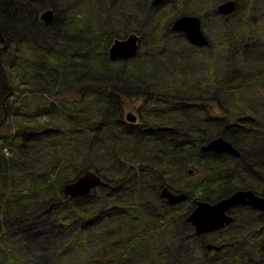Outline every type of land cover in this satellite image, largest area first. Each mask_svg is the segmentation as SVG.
<instances>
[{"label":"trees","instance_id":"trees-1","mask_svg":"<svg viewBox=\"0 0 264 264\" xmlns=\"http://www.w3.org/2000/svg\"><path fill=\"white\" fill-rule=\"evenodd\" d=\"M222 1L0 0V242L7 257L1 264H173L159 229L171 225L174 213L185 222L188 202L169 212L160 205V221L152 210L148 216V204L161 202L144 188L131 191L133 171L142 166L146 179L206 200L222 195L226 170L231 189L250 184L254 177L242 181L238 173L264 161V0H256L255 14L242 8L248 0H238L228 19L216 12ZM46 9L55 11L52 24L40 19ZM185 14L202 18L210 46L171 32ZM130 32L141 36L139 53L109 60L113 39ZM26 47L33 58L24 57ZM19 84L33 87L19 91ZM127 99L142 101L138 124L124 120ZM217 136L241 156L201 151ZM190 167L200 173L193 184L179 180ZM87 170L122 190H97L80 206L64 201L63 185ZM115 205L129 213L101 218ZM43 217L49 221L39 226L58 230L61 240L40 248L34 235ZM18 225L29 227L25 239ZM148 229L152 251L142 234ZM197 238H184L185 246ZM257 259L251 253L244 264H263L264 251ZM204 262L191 256L181 264Z\"/></svg>","mask_w":264,"mask_h":264},{"label":"flooded vegetation","instance_id":"flooded-vegetation-1","mask_svg":"<svg viewBox=\"0 0 264 264\" xmlns=\"http://www.w3.org/2000/svg\"><path fill=\"white\" fill-rule=\"evenodd\" d=\"M224 1H227V0H223L222 2H224ZM222 2H220L218 4L216 12L218 14L223 15L224 18L228 19L236 13L237 7L239 4L238 0H237L235 12L229 16L225 15L224 13H219V11H218V8ZM164 4H162V6ZM242 6H243V9L246 11V13H248V11L251 10L255 14V11L258 9V7L256 5V0H254L253 2H251V0H248ZM254 14L252 16L253 18L255 17ZM172 25L173 24L171 23V25H170L171 32L184 34L185 38L187 39V37L183 31H172ZM202 29L204 31V34L208 38V44L204 45V46H197V45H194L193 43H191L189 39H187L188 42L190 44H192L193 46L207 47V46L211 45V40L209 38V35L205 32L203 26H202ZM135 33L138 34L137 32H130L125 37H127L131 34H135ZM138 35H139V41H138V43H139L138 53H139L140 37L141 36H140V34H138ZM247 38L251 41V45H253L254 43L252 41L254 39H256V37H252V38L247 37ZM248 46H249V42H246L244 44V52H243L245 56H249L254 52L253 49L251 50V52H249ZM134 57L122 59V60H129V59H132ZM135 101H138V100H136V99L128 100L127 99L125 101L124 120L130 124H138L139 123L138 108L140 107L141 104L136 105ZM139 101H141V100H139ZM129 111H133L134 113L137 114V119L135 121H130L127 119V114ZM4 118H5V116H4ZM206 144H207V142L204 143L203 145H206ZM203 145H201V147H200L201 151H203V152L227 154V152L221 153V152H217V151H205L202 149ZM230 155L233 157H236V158L241 156V154H239V155L230 154ZM260 159L264 160V154L261 155ZM236 166H238L244 170H247V167H249V165L245 164V163H236ZM226 167H227V165L225 166L224 169H226ZM227 172H228L227 170L225 172H222L223 178L220 180V183H221L220 192L222 195L219 198H217L216 200H206V199H203L200 195H196L195 192L192 193V191H189V192L185 191L188 195H187V198L183 201L188 202V208L185 212L181 213L182 217H184V219H185V222L182 219H178V215L175 216L176 213H174L172 216V221H171L172 227L179 228L181 230L182 234H184V231L187 228H189L191 230V235H195L196 237H198L196 239L198 243H195L196 247L198 248V256H196V257L197 258H203L205 261L204 263H206V264H209V263H211V264H244L246 262L252 261V260H249L251 253H252V259H256V261L258 263V259H257L258 250L264 251V211H262V209L256 208L254 205H252L250 203H240L238 205L232 206L226 210V214L232 218L230 222H228V223L226 222L224 224V226L219 228V229H216L214 231L205 232V233H202L200 235L196 234L195 225L192 222H189L187 220L188 216L191 213H193L194 210L197 208L199 201H207L210 203H216L218 201H221L223 199L228 198L229 196H231L232 194H234L235 192H237L239 190H243V191L251 190V191H253L255 196L264 197V161L256 163L252 170H247V171L241 170L238 173V175L241 176L242 181L245 180V178L254 177L253 179H251L250 184L243 183L241 185L242 188L231 189L230 187L227 186V183H228ZM142 173H143L142 166H138L137 170H134L133 173L131 174V177L137 176V181H136L137 184H135L134 186L131 187V191H134L135 188H137L138 190L140 188H144V190L146 192H150V193L154 194L160 200L159 202H161V204L158 203L157 206L152 205V204H148V206L151 207L152 211L158 217H163V215H164V212L162 211L164 208H162V206H160V205H166L168 207L167 212H169L170 211L169 208L173 209V208L177 207L178 204L182 203V202L170 203L167 198H165L161 195V192L165 187L169 188L170 190H172L174 192H180V190L173 189L174 186L172 184H167L166 182L159 181L158 183H154V182L146 179L145 177H143ZM240 182L241 181L237 180L238 184ZM64 186H65V184L63 185V190H64ZM106 188H109L113 193H118L122 190L121 184L120 185L112 184L111 182H108L106 180L104 181L102 178V183L96 184L92 188V191H91L90 195H88V196L70 197V195H68L64 190V192H65V200L64 201L68 202L70 200H76L77 203H79V202L82 203L80 198H88V197L92 196L94 193L96 194L97 190H104ZM206 190L209 191V190H212V188H207ZM118 197H121V196L118 195ZM21 198H25V197H21ZM129 198H130V196H129ZM42 206H47V205L44 204ZM97 207L100 208L101 206H97ZM118 207H120V206L115 205L111 209H107L106 211L102 212L101 218L104 219L105 217H107V218L114 220L116 217H120L124 213H129L126 209H123L122 211H115V209H118ZM29 216L30 215L28 213H25L23 216V219H27V218H29ZM14 221L17 222L18 218H15ZM44 221H49V220H47L45 217H43L37 223L38 226L41 224V222H44ZM98 221H99V217H97V223H98ZM180 223L183 226L182 228L179 227ZM60 226H62L63 228L68 227V225L66 226L63 223L60 224ZM28 229H29V227H22L19 225L15 227L16 233H20L22 235V239H25V237H27V235H25V233L28 231ZM63 236L65 238L66 234H64ZM211 240H213L212 242L215 241V243H209ZM1 242H0V264L3 262L2 261L3 256H5L4 251H3L4 244H2ZM217 242L219 244H216ZM7 246H8V249L13 248L10 245H7ZM246 253H250V254L247 255ZM172 254H173V250L171 251V254H170V257H171V260L173 261V264H174V262H175V264H181L185 260L186 261H188L189 259L191 260V254L189 253V250L186 248V246L182 244V241H181V244L176 248V254L173 256H172ZM5 259H7L6 256H5ZM157 264H160V263H157ZM263 264H264V262H263Z\"/></svg>","mask_w":264,"mask_h":264},{"label":"water","instance_id":"water-1","mask_svg":"<svg viewBox=\"0 0 264 264\" xmlns=\"http://www.w3.org/2000/svg\"><path fill=\"white\" fill-rule=\"evenodd\" d=\"M167 0H153L154 6H160ZM237 0H227L220 4L218 11L225 15H232L236 10ZM41 19L52 24L55 20V12L53 9H47L41 13ZM172 31H183L191 43L197 46L208 44V38L202 29L201 18L198 15H182L172 22ZM139 36L131 34L126 38H116L111 44L108 55L111 60L127 59L134 57L139 49ZM127 118L130 121L137 119L133 111H129ZM205 151H217L221 153H230L239 155L240 152L233 143L223 136L217 137L206 145L202 146ZM192 172V170H190ZM102 183V178L94 171L87 170L80 174L76 179L67 182L64 186L65 192L70 197L88 196L92 188ZM161 195L169 200L170 203H177L185 200L187 194L185 192H174L165 187ZM240 203H250L256 208L264 209V197H257L253 191L239 190L226 199L216 203L207 201H199L197 208L191 213L187 220L192 222L196 227V234L200 235L205 232L214 231L231 221V217L226 214V210ZM212 246V245H211Z\"/></svg>","mask_w":264,"mask_h":264},{"label":"rangeland","instance_id":"rangeland-1","mask_svg":"<svg viewBox=\"0 0 264 264\" xmlns=\"http://www.w3.org/2000/svg\"><path fill=\"white\" fill-rule=\"evenodd\" d=\"M242 8H243V6H242ZM258 15H259V13H258ZM256 41H257V39H254L255 43H256ZM23 55L26 58H33L36 54L32 48L26 47L23 51ZM30 87H33V86H26L23 84H19L18 89H19V91H20V88H26V90H29ZM135 102H136L135 103L136 105L142 103V101H139V100L135 101ZM43 120H45L44 117H43ZM189 170H192V172H189ZM199 178H200V173L196 169H194L193 167H190L187 169V172L185 174H183L179 180H181V179L187 180V181H190L191 184H193L194 182H197L199 180ZM184 203L185 202H182V203H180V205H183ZM81 204L82 203H79V206ZM182 207H184V206H182ZM148 210L149 211L152 210L150 206H148L146 208L147 215L149 216ZM185 211H183V212H185ZM160 218H162V217H158L157 220H160ZM37 227H38V230L36 231L37 234L34 235V237L37 240L44 241V242L41 241V244H43V243L44 244L43 245H37V244H40V242L34 241V243H35L34 246L40 247V248L41 247H49L50 241L53 240V242H55L57 240H61L59 238L60 232L58 230L55 231L52 229H48V227H44V228L41 226L40 227L37 226ZM70 228H73V226ZM159 230L162 232L161 236L163 237L164 242H166L171 247L172 250H175L181 244V241H182V244L185 245L184 238H186L188 236H193V235H191V230L189 228H187L184 231V234H182L181 230L179 228L172 227V224L170 226L160 227ZM150 231H152V230L148 229L146 233H142V234L149 236V238L146 239V248H147V250L152 251L153 249L156 248V244H155L154 240L152 239V237L149 235ZM191 240H195V239L193 237H191ZM195 243H198L197 240L195 241ZM195 243L189 244L188 246H186L187 248H190L189 253L191 254V256H194V257L198 256V248L196 247ZM193 248H195V249L191 250ZM173 255H175V253H173ZM27 261L29 262V261H31V259L28 258Z\"/></svg>","mask_w":264,"mask_h":264},{"label":"bare ground","instance_id":"bare-ground-1","mask_svg":"<svg viewBox=\"0 0 264 264\" xmlns=\"http://www.w3.org/2000/svg\"><path fill=\"white\" fill-rule=\"evenodd\" d=\"M217 137H220V136H217ZM217 137H215V138H217ZM215 138H212L211 140H213V139H215ZM225 138V137H224ZM227 139V138H226ZM211 140H209L208 142H210ZM229 140V139H228ZM207 142V143H208ZM232 142V141H231ZM233 143V142H232ZM234 145V144H233ZM235 146V145H234ZM104 180V179H103ZM105 181V180H104ZM149 193V192H148ZM262 211H264V209H262ZM213 240H211L209 243H215V241L214 242H212ZM216 244H219L218 242L216 243Z\"/></svg>","mask_w":264,"mask_h":264}]
</instances>
